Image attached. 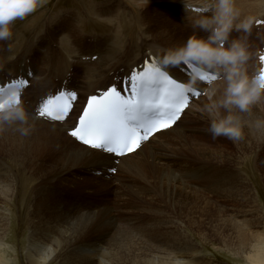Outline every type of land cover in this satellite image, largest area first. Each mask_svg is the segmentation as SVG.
<instances>
[{
    "label": "bare ground",
    "instance_id": "6f19581e",
    "mask_svg": "<svg viewBox=\"0 0 264 264\" xmlns=\"http://www.w3.org/2000/svg\"><path fill=\"white\" fill-rule=\"evenodd\" d=\"M138 1L141 2L140 4L142 5L147 2V0ZM258 5H260V3H257L256 8H259ZM61 7V2L57 3L55 6L56 9H60ZM138 7L139 6H137V8ZM250 7L252 8L251 4ZM250 7H247V9L242 7L243 11L239 12V16H241V18L251 17L249 16L250 12L247 13L252 10ZM141 9H143V7ZM62 11L63 13L60 17L59 14L56 15L57 19L54 20L52 17L54 21L49 22V25L58 27L62 32L69 31L66 35L71 38V41L68 42H71L70 46H73L77 40H72L74 30L71 27H76L78 31L84 30L85 19L98 14H95L92 8L81 10L75 1L72 2L71 9ZM65 14H70L71 16L65 19ZM258 14L259 18H257V15L252 16V18H254V23L259 20H264V6L260 13L258 11ZM41 30L46 29L42 28ZM119 33V38H122V32ZM107 41H105V38L98 40L95 42L96 45L91 48L88 47V49L78 47L75 44V46L78 47L77 51H75L76 54H70L76 59L73 63L82 65L85 71H87L85 76L91 79L90 83L86 85L85 88L84 86L81 87V85L80 87H76L75 84L73 88L74 82L72 86L67 87L70 90L77 91L80 96L86 95L84 104L88 96L96 94H94V92L91 94L94 87L101 90L100 87L102 85V87H104L107 81L112 82V78H116L121 72H123V74H121L123 76L128 74V71L125 72L128 68L122 70L123 66L119 67V65L124 64L125 67V63H129L130 59H132L130 62L132 66L129 65L131 69L128 70L131 72L133 66H138L136 64L137 60H143L141 63L143 64L146 58L153 55L167 71L177 73L182 81L190 83L186 65L180 64L178 66H173L161 63L163 51H161L160 46L158 47L156 44H152L150 48L149 45L143 43V52L139 49V53L137 54H133L131 51H125L123 54L122 48H120V52H115L118 47L114 44L112 46L110 42L108 43ZM117 41H119V39ZM186 41V39L180 37L177 41L165 39L163 42L166 44L167 49H169L179 47ZM68 42L66 41L63 44L67 50L69 48ZM262 46L264 47V41ZM62 53L63 52H61V54ZM65 54H67V52ZM65 54L60 55V60L58 61L62 66L61 71L62 69H68L69 66L72 68V62L69 60L70 58L68 55L66 56ZM128 55L130 56L128 57ZM6 56H8V54L5 50L0 51V78L3 77L1 71H4V76L7 77L5 79L4 77L0 79V85L6 84L19 77L28 79L30 83L34 82L31 78L36 74L37 70L35 66L29 62L30 57L28 54H23L15 60L8 62L5 60ZM94 56L96 57L95 61H93ZM258 65V70L252 71V73H255L254 75L260 72L262 65ZM116 70L118 71L116 72ZM68 73L69 71L67 74ZM218 80H220L219 77L209 84L197 83L195 86L198 87V90H200L202 94L205 92L206 98H200L204 97V95L200 96L198 100L191 103L190 107L183 113L181 119L172 128L157 133L148 142L142 144L135 153L120 159H114L105 155L102 151L94 150L77 143L68 134V131L75 124L72 122L66 123L68 119L63 123H56L38 117V108L41 105L38 100L39 95L34 98L37 99L35 101L36 105L30 104L31 106H29L27 98H24L22 105L29 113L28 122L26 124H0V148L1 151H4L2 152L4 155L16 156L20 161L30 163L28 164V168L34 172L39 171V175H43L44 179L58 172L53 178H46L45 184L48 182L68 183V179H71L70 176H73L74 178H72V180L74 179L75 181L76 179L77 183H81L82 179L90 177L92 178L90 179L94 181L93 172L100 166L103 168V172L114 168L115 170L120 169L124 172L134 174L141 183L128 184L125 187L127 189V195L133 199H138L140 202H153L158 209H161L160 214L169 216L171 218V225L176 230L177 243L180 244L179 247L174 246L170 248V251H163L161 249L162 246L154 247L138 239L137 236L135 237L132 234V228L118 225L108 211H103L98 214L80 215L76 213L77 207H74L71 203L65 204L63 201L60 202V197L58 198L56 195H54V199L46 200L45 195L36 189L34 192L35 196L33 195V205L31 206L32 210L30 212L26 246L22 252V257L26 264H100L101 259L106 261V264H189L191 261L194 262V257H199L203 260V255L201 256L202 253L201 248L198 247L199 245L194 241V238L189 235L188 228L191 230L195 229L201 233L202 229H204L207 224L203 217H206L204 215L210 216L211 213H214V218L208 221L209 229L220 236H223L226 230L230 232V243L226 244V247H229L230 250L228 249V251H232V255H234L235 258L242 260L246 264H264V243L252 233L245 231L241 227L243 222L237 220L236 216L231 218L223 217L224 207L218 201L216 202L209 199L206 195L201 194L198 189L192 187L201 183L215 186L218 183L217 179H220L221 173H223L222 171L231 169L228 165L229 162L238 163L240 160L238 161L231 152L229 153L226 149L221 148L220 150H209L210 152H208V154L203 155L205 159L200 161L202 164L196 166L200 162H195L196 165H194L192 160H188L187 157L182 156L184 154L180 153V151H184V149L193 151V149L195 150L198 148L200 150L201 146H199L200 143L197 138H191L187 135L188 129H179V127L175 126L178 123H182L181 120L183 121V118L185 119L189 112L193 113L196 117L200 115L202 111H205L203 108H205V105L208 103V91ZM60 81L62 82V79ZM40 82L35 81V84L40 86ZM100 84L101 86L99 87ZM217 98H219V95ZM78 101H81V97H78ZM196 103H200L202 106L197 111H192L193 108L195 109ZM259 111V109L253 106L251 111L239 114L242 121L245 123V136L242 140L232 142L238 146L240 151H254L256 147L259 148L260 142L264 140V129H257L254 127V122L257 119H264V114ZM22 128L28 129L27 135L21 134ZM177 130L176 137H174L172 141L163 143L162 145L158 143L160 139ZM60 137L70 144V147L61 144L58 140ZM151 143H153V145H151L148 157L147 155L142 156L143 150L148 148ZM175 145L176 148H174ZM153 147L167 149L177 157L172 161L165 157H160L156 153L158 149H153ZM175 149H178L179 152H176ZM43 151H49L56 155V158L52 162L54 163L52 165L54 166L53 169H44V167L47 166V162L44 165L34 163L36 158H40L43 153H46ZM50 153L48 155H51ZM116 161H119L118 165H116ZM261 166L262 165L258 164L259 169ZM77 172H81V174L78 175ZM193 173L196 175L194 179L192 178ZM238 174L239 175L232 180L233 183L228 187H219L220 189L216 188L217 190L212 192H214V194L220 192L219 194H221V196L230 199H238L239 197L243 200H253L254 191L250 182H248L244 176H241L240 173ZM224 177L226 178V176ZM95 181L96 184H92L93 186H89L88 188H98L97 185L106 183V180L103 181L102 179ZM76 182L73 183L69 181V183L73 185H75ZM224 184L227 185V182ZM223 193L225 194L223 195ZM50 194L53 195V193ZM16 197L17 193L13 177L10 171L4 168V165L0 163V264L15 263V259H13L10 254L14 253L15 250L12 248L11 244L7 242L11 234V222L14 218L11 214L12 207L7 206H10L8 204ZM223 197L221 199H223ZM246 213H248V211ZM162 217L163 216H161V218ZM150 228L153 229L154 227L151 226ZM114 230H117V232L115 233ZM232 237H234V241ZM163 246L165 247L166 243H164ZM185 249H188V254L186 255L184 254ZM177 253L181 255L179 258L175 255ZM173 255H175L176 258H174Z\"/></svg>",
    "mask_w": 264,
    "mask_h": 264
},
{
    "label": "rangeland",
    "instance_id": "374dc122",
    "mask_svg": "<svg viewBox=\"0 0 264 264\" xmlns=\"http://www.w3.org/2000/svg\"><path fill=\"white\" fill-rule=\"evenodd\" d=\"M73 1L77 3L78 7L81 10L92 8L94 9V13L98 14L85 19L84 30L78 31L76 27H71L74 30V36L72 37V40H77L75 44L78 47H83L84 49L93 47L94 45H96L95 42L105 38V41L108 40L107 42H110L112 46L114 44L119 48H116L115 52H120V48H122L123 54L125 51H131V53L137 54L139 53V49H141L142 51V46L145 43L149 45L150 48L152 47V44H156V46H160L161 51H163L167 50L166 44L163 42L165 41V39H172V41H177L180 37H183L184 39L188 40V38L193 35V29L186 19L185 7L182 0H149V2L147 0V2L143 1L146 2V4L144 3L143 5L140 4L141 2H139L138 0H40V4L36 7L35 11L28 13L26 16H24L23 19H17L14 22L12 26V36L8 40L0 41V51L5 50L8 54L5 59L6 62L13 61L23 54H28L30 57V62L35 66L37 70L36 74L31 78L32 80H34V82L31 83L30 87L25 91L26 97L24 98H27L29 106H31L30 104L36 105L35 101L37 99L34 98L37 97V95H39V100L40 95L45 96L48 92L54 93L56 90H58V87L60 85L70 87L74 82L72 86L73 88L75 87V85L76 87H80L81 85V87L84 86L85 88V86L88 85L91 81V79L85 76L87 72L85 71V68L78 63H73V61H76V59L71 55L76 54L75 51H77L78 47L75 46V44H73V46H70L71 42L68 41H71V38L66 35L69 31L62 32L58 27L49 25V22L57 19V14H59V17L61 16V14L63 13L62 10L65 11L67 9H71ZM241 1L235 0V3L237 2L235 6L236 8L239 7V12L243 11L242 7L247 9V7H250L251 4L252 8L250 7V9H252L253 11L246 10L248 11L247 13L250 12L249 16L251 17L257 15V18H259L258 11L260 13L261 9L263 8L264 0ZM60 2L62 3V7L60 9H56L55 6ZM257 3H260V5H258L259 8H256ZM0 5V10H2L3 7V9L7 8L9 11H18L26 6V0H0ZM137 6L139 7L137 8ZM142 7L143 9H141ZM70 16V14H65L64 18L66 19ZM52 17L54 18V20L52 19ZM243 19L245 18H241V16H239V20ZM42 28L46 30H41ZM258 29L257 26L254 25L251 29V32L247 34L234 31L231 34L229 40V43L231 42V39L236 38H241L245 41L250 53V59L246 65L248 72H250V75L252 74V71L256 70V68L258 67L259 54L261 52L264 39L263 27L261 31H259ZM119 32H122V38H119ZM199 35L206 37L207 33L200 32ZM118 39L119 41H117ZM66 41L69 45L68 50L63 46ZM61 52H63V55L67 52V54L65 55H68V57L70 58L69 60H71L72 62V68H70L71 66H69V70L62 69L61 71L62 66L58 62L60 60V55H62ZM129 56L130 55H128V57ZM94 58L96 57L94 56ZM131 60L132 59L129 60V63H125V67L124 64L119 65V67L123 66L124 68L122 67V70L127 68L131 69ZM142 61L143 60H137L136 64H141ZM51 68L55 69L53 70ZM128 69L125 72L128 71L129 74L130 70ZM118 70H116V72ZM68 71L69 73L67 74ZM1 74L4 79L7 78L4 76V71H1ZM63 74H66L65 78ZM121 74H123V72H121ZM121 74H119V76H123ZM62 75L64 80L62 78ZM3 77H1L0 79H3ZM59 79H62L61 84L59 82ZM35 81H41L40 86L38 84H35ZM112 82L107 81L104 87H100L101 84L99 85V87L101 90H103L107 87V85H112ZM95 88L96 87H94V89ZM94 89L92 90L91 94L93 92L95 94L96 90ZM202 95H204V97L200 98H206L205 92H203ZM79 97H81L80 102H84V96L79 95ZM43 102L44 101L42 100L40 103L42 104ZM201 106L202 105L198 103L197 105H195V109L193 108L192 111H197ZM254 107L259 109L260 113L262 112L264 114V99H262L260 103L258 105H255ZM202 112L196 117L195 115H193V113L189 112L187 117L185 119L183 118V121H181L182 123H178L175 126L179 127V129H188L187 135H189V137L191 138H197L200 143L199 146H201L200 150L196 148L197 150L193 149V151L189 149V151L187 149H184V151H180L181 154H184L182 156L187 157L188 160H192L194 165H196L195 162H200L205 159L203 155L208 154V152H210L209 150H220L221 148H223L226 149L229 153L231 152V154H233V156H235V158L240 161L238 162L239 164L237 162H229L228 165L231 169L222 171L223 173H221L220 179H217L218 183L215 186L201 183L192 187L198 189L201 194L206 195L209 199L216 202L218 201L224 207L223 217L231 218L236 216L237 220L243 222L241 227L245 231L252 233L255 237H257L264 243V140L260 142L259 148L256 147L254 151H240L238 146H236L232 142V140L228 139L227 137L220 136L217 138H213L212 134L208 130L210 121L207 112ZM70 121H72V119H70ZM177 132L178 130L172 134L166 135L164 138L160 139L158 143L162 145L163 143L172 141L174 137H176ZM58 140L61 144L70 147V144L63 140L62 137H60ZM151 145H153V143H151L148 148L143 150L142 156L147 155L148 157ZM174 148H176V145L174 146ZM153 149H158L156 153L160 157H165L170 161L177 157L176 155H173L169 150L162 149V147H153ZM175 151L177 152L178 149H175ZM2 152L4 151H1L0 148V163L4 165V168L10 171L17 193V197L8 204L10 206H7L12 207L11 214L14 218V220L11 222L10 227L11 234L7 239V242L10 243L12 248L15 250V252L13 251L14 253H10L13 259H15L14 264H26V262L23 260L22 252L24 250V247L26 246L29 218L30 212L32 210L31 206L33 205L35 196L34 192L36 191V189L41 191L42 194L45 195L46 200L54 199L53 197L54 195H56L58 198L60 197V202L63 201V203L65 204L71 203L74 207H77L76 213L80 215L98 214L103 211H108L111 213L118 225H120L121 227L123 226L126 228H132V234L135 237L137 236L138 239H141L151 246H162L161 249L163 251H170V248H173L174 246H180V244L177 243L175 233L176 230L174 229V227H172L171 218L169 216L160 214L161 209H158L153 202H140L138 199H133L127 195V189L125 187L128 184L141 183L134 174L124 172L120 169L110 172V170L114 169L111 168L109 170H105L103 175L100 174L103 171L102 167L100 166L93 172V177L95 178V180H106V183L97 185L98 188H88L89 186H93L94 184H96V181L91 180V177V179H82L81 183H77L76 179L75 181L74 179L72 180V178L74 177L70 176L71 179H68V183L48 182L47 184H45L46 178H53L57 175L58 172L45 177L44 179L43 175H39V171L34 172L28 168V164L30 163H27L26 161H20L16 156H8L7 154L4 155ZM43 152L46 153H43L44 155L42 154V157L36 158L34 160V163L38 165H44L47 162V166H45L44 169H53L54 166L52 165L54 163L52 162L56 158V155L52 152L50 153L49 151ZM49 153L51 155H48ZM118 164L119 161H116V165ZM200 164L202 163L200 162L196 166H200ZM258 164L262 165L260 169L258 168ZM238 173H240L241 176H244V178H246L248 182H250L254 191L253 200H243L239 197L238 199H230L221 196V194H219L220 192L216 194L212 192L220 189L221 187H228L233 183L232 180H234V178L239 175ZM77 174L79 175L81 174V172H77ZM195 176L196 175L193 173L192 178L194 179ZM224 176H226V178ZM69 181L73 183L76 182V186L70 184ZM223 182H227V185ZM50 193H53V195ZM224 194L225 193H223V195ZM222 197L223 199H221ZM243 202L245 205L243 204ZM247 211L248 213H246ZM161 216L163 217L161 218ZM204 216L207 217H203L204 221L207 222V224L204 229H202L201 233H199L195 229L191 230L188 228L189 235L194 238V241L199 245L198 247L201 248V256L203 255L204 261L199 257H194V262L191 261L189 264H246L242 260L235 258V256L232 255V251H228L229 247H226V244L230 243V232L226 230V233L223 234V236H220L216 235L211 229H209L208 221L211 218L213 220L214 213H211L210 216ZM151 226L154 227V230L150 228ZM145 227L148 229H146ZM114 232L116 233L117 230H114ZM232 238L234 241V237ZM164 243H166L165 247L163 246ZM184 254H188V249L184 250ZM175 255L177 256V258L181 256L178 253ZM175 255H173L174 258H176Z\"/></svg>",
    "mask_w": 264,
    "mask_h": 264
},
{
    "label": "clouds",
    "instance_id": "9594fccd",
    "mask_svg": "<svg viewBox=\"0 0 264 264\" xmlns=\"http://www.w3.org/2000/svg\"><path fill=\"white\" fill-rule=\"evenodd\" d=\"M186 19L193 29V35L181 46L163 50L161 63L164 65L187 64L193 69L189 88L206 80L208 73H214L220 80L208 91V103L204 110L209 117V132L213 138L227 137L233 142L245 136V123L240 113L251 111L264 99V69L250 75L247 63L250 53L241 38L231 39L236 32L250 33L254 18L239 20L235 0H182ZM40 0H30L23 11L0 10V41L12 36V26L17 19H23L35 11ZM200 32L207 36L199 35ZM222 85V87H221ZM219 95V98H217ZM29 113L22 103L17 102L0 109V124H26ZM254 127L264 129V119H257ZM28 134L27 128L21 129ZM100 264H106L103 259Z\"/></svg>",
    "mask_w": 264,
    "mask_h": 264
},
{
    "label": "snow or ice",
    "instance_id": "6c2138e0",
    "mask_svg": "<svg viewBox=\"0 0 264 264\" xmlns=\"http://www.w3.org/2000/svg\"><path fill=\"white\" fill-rule=\"evenodd\" d=\"M29 4L30 0H26V5ZM23 10L24 7L20 9ZM261 59L264 60V57ZM23 83L27 85L28 82L24 80ZM126 84V95L113 86L91 96L78 126L69 134L91 149L123 156L140 148L142 142L147 141L154 132L174 124L187 108L190 94L192 97L199 95L171 78L154 59L134 70ZM76 100V92L61 90L46 99L39 115L63 121Z\"/></svg>",
    "mask_w": 264,
    "mask_h": 264
}]
</instances>
